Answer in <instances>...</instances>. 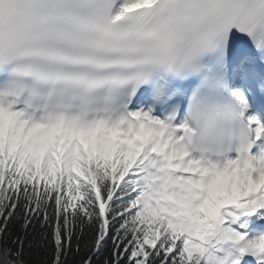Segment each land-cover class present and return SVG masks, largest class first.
<instances>
[{
  "label": "snow or ice",
  "instance_id": "snow-or-ice-1",
  "mask_svg": "<svg viewBox=\"0 0 264 264\" xmlns=\"http://www.w3.org/2000/svg\"><path fill=\"white\" fill-rule=\"evenodd\" d=\"M223 94L239 151L185 146ZM264 0H0V264H264Z\"/></svg>",
  "mask_w": 264,
  "mask_h": 264
},
{
  "label": "clouds",
  "instance_id": "clouds-1",
  "mask_svg": "<svg viewBox=\"0 0 264 264\" xmlns=\"http://www.w3.org/2000/svg\"><path fill=\"white\" fill-rule=\"evenodd\" d=\"M227 105V98L220 94L205 99L192 114L185 133V146L192 154L205 160H223L240 150L248 130L238 113H228Z\"/></svg>",
  "mask_w": 264,
  "mask_h": 264
}]
</instances>
